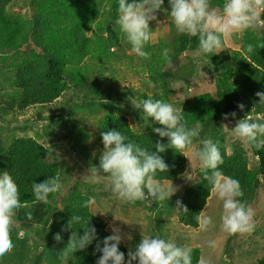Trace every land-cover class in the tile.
Here are the masks:
<instances>
[{"label":"trees","instance_id":"trees-1","mask_svg":"<svg viewBox=\"0 0 264 264\" xmlns=\"http://www.w3.org/2000/svg\"><path fill=\"white\" fill-rule=\"evenodd\" d=\"M215 1L221 4V1ZM164 6H168V0H165ZM117 7L118 0H0V171L7 170L13 176L25 205L22 208L23 220L16 228L18 230L15 229L14 235L19 238L21 230H24L23 234L31 235L33 232L38 235L37 241L29 245V248L25 247L27 240L21 239L18 242L29 255L26 264H42L44 253L39 252V248L45 247L42 249L45 250L54 243L56 248L51 252L52 255L56 257L57 249H65L66 255L60 252L65 257V264H96L101 253L96 251L95 241L86 249L74 253L67 248L73 232L79 231L81 235L84 232L80 224L74 225L76 229H66L72 215H79L84 221L89 220L90 225L97 228L101 240L112 234L107 228L106 220L98 215L91 204L85 206L86 201H91L92 193L80 192L77 182L66 191V185L72 182L69 176L72 167L69 164L62 166L50 163L47 160L49 147L28 136L29 130L47 118H42L43 111L38 112L34 108L55 106L58 99L71 89L75 95L66 96L64 102L82 98V107L93 109L91 112L96 116L93 127L99 142H102V131L117 129L130 140L154 150V143L160 138L153 131V127L160 125L153 124L151 119H141L142 113L133 109L127 99L130 95L139 100L150 95L153 99H160L181 108L189 128L197 124L201 126L199 139L211 138L219 143L224 157L220 169L225 176L239 180L244 192L240 199L253 209V223L262 217L261 209L254 204V197L263 185L264 149L252 146L254 154L258 156V167H250L246 148L239 146L233 137L226 135L223 127L230 126L225 124L227 121L244 117L252 119L256 116L260 122H264V105L258 104L260 98L256 95L257 92H264V30L246 31L242 33L240 46L228 48L226 45L227 49L219 54L205 55L199 53L197 37L177 33L174 24L161 23L163 35H152L151 42L146 46V51L151 56L145 60L135 53H126L127 49L132 50L130 44L125 42L126 46L122 47L123 34L117 32L114 21ZM260 11L264 18V10ZM157 15H161V21L171 22V18L163 11ZM150 27L153 34L152 21ZM248 44L254 47L250 54L245 52ZM113 46H119L118 50L112 51ZM165 48L169 49L168 57L162 54ZM188 51H193L196 59L201 57L204 61H209L214 91L202 92L194 98L181 93L179 98L172 100L169 94L174 90L173 81L187 76L199 81L202 76V71H191L185 64L189 56L181 62V54ZM133 57L140 59V64L136 66L138 70L133 73L138 82L144 83V90L141 89L140 92V88L130 86L128 91L112 93L102 87L108 81L103 78V73L109 64L120 62L123 66L124 60L128 59L127 65H124L126 70H134L133 62L130 63ZM7 78L11 81L10 88L3 85L2 80ZM149 80L154 82V87L148 86ZM98 103L100 109H96ZM240 103L245 105L243 110L238 107ZM30 109L38 112L35 120H19ZM105 109L110 110L97 116V110ZM232 112L236 113L235 118H223V114ZM129 114H132L133 124L128 118ZM164 142H167L166 138ZM194 142L199 143L198 140ZM226 148L231 149V155L225 154ZM161 155L169 163L170 170L159 173L157 179L176 182L187 168V158L174 149H168ZM48 177L58 178L61 188L44 205L35 200L31 189L33 182H42ZM211 194L212 186L203 180L199 167L195 171L193 184L180 197L176 214L178 223L199 228L197 217L202 216ZM261 199L264 200V195ZM143 205L148 212L145 216H140L142 226L139 227H146L155 236V225L160 221L157 219L163 208L154 203ZM262 206L264 208V201ZM157 208L159 213L156 214ZM29 212L32 214L31 220L27 216ZM57 233L62 237L60 241L54 239ZM158 233L161 234V231L158 230ZM125 241L126 238L120 249L125 252L127 259L128 248ZM181 247L188 246L183 244ZM191 250L192 264H197L200 251L194 247ZM246 264H264V247L261 257Z\"/></svg>","mask_w":264,"mask_h":264},{"label":"clouds","instance_id":"clouds-1","mask_svg":"<svg viewBox=\"0 0 264 264\" xmlns=\"http://www.w3.org/2000/svg\"><path fill=\"white\" fill-rule=\"evenodd\" d=\"M164 4L165 0H118L114 20L116 30L123 34L121 41L130 44L132 51L145 60L151 56L146 51V46L152 40L150 22L157 20V13L161 11L171 18L177 33L197 37L199 53L205 55L219 54L227 49L226 40L231 35L249 30H264V18L260 11L264 10V0H224L222 11L213 7L211 0H168V6L165 7ZM253 50V45L248 44L245 52L250 54ZM162 54L168 57L169 49H163ZM147 83L149 87L155 86L151 80ZM256 95L260 98L258 104L264 105V92H257ZM127 99L133 109L142 113L141 119H151L153 124L160 125L153 127L160 139L154 143V150H149L117 129L102 131L100 135L103 151L99 156L98 166L89 169V182L99 183L102 176L108 177L112 193L125 203L147 201L150 204L170 200L177 188L174 185L165 186L157 179L159 173L170 170L169 163L161 153L174 149L189 158V167L192 168L193 160L187 154L192 151L201 165L203 180L212 186V193L222 201L221 229L230 235L254 231V212L246 201L240 199L244 192L239 180L225 176L220 169L224 157L219 143L211 138L199 139L201 126L197 124L189 128L182 109L171 103L153 99L150 95L143 100L134 95ZM238 107L243 110L245 105L240 103ZM230 116L235 118L236 113L223 114L225 120ZM232 134L234 140L264 149V122L244 117L233 127ZM194 140H198L201 145L195 150ZM225 154L231 155V149L226 148ZM95 155L93 152L94 157ZM262 182L264 185L263 179ZM60 188L58 178L48 177L42 182H33L31 192L36 201L47 205L50 197ZM91 203L92 201H86L85 206ZM262 204L258 207L259 210L264 209ZM24 207L13 176L7 170L0 171V257L6 256L14 248L11 238L15 227L14 217ZM184 209L188 210L187 207ZM27 216L29 220L32 219L30 212ZM197 221L202 230L213 224L211 216H198ZM75 224H80L84 232L82 235L79 231L73 232L67 248L74 253L86 249L95 241L96 251L101 253L96 264H192L191 248L178 246L160 236L144 235L142 232L141 240L134 250H128L126 259L125 252L120 249L124 235L118 226L109 225L112 234L101 240L97 228L90 225L89 220L84 221L81 216L72 215L66 229H76ZM54 239L60 241V233ZM209 245L214 247L215 241H210ZM62 254H67L65 249Z\"/></svg>","mask_w":264,"mask_h":264},{"label":"rangeland","instance_id":"rangeland-1","mask_svg":"<svg viewBox=\"0 0 264 264\" xmlns=\"http://www.w3.org/2000/svg\"><path fill=\"white\" fill-rule=\"evenodd\" d=\"M218 1H221V4L215 0H211L212 6L217 8L218 11H222L224 0ZM157 17V20L152 21L154 26V33L152 35L154 37L163 35L161 23L173 24L172 21H161V15H157ZM102 33L108 35L105 32ZM241 39L242 33L231 35L226 40V45L228 48L240 46ZM122 44V47L126 46L125 42H122ZM113 47L112 51H117L119 48V46ZM126 53L128 55H134V52L131 49H127ZM186 56L190 57L187 63H185L188 68H190L191 71H193V69L196 71H202V76L199 81L192 80L191 77L188 76L179 80L181 82L173 81L174 90L169 94V98L172 100L179 98L181 93H184L185 96H189L190 98H194L202 92L214 91V81L210 77L212 67L209 66V61H204V58L202 59L201 57L196 59V54L193 51H188L181 54V62L185 60ZM139 61L140 59L138 57H133L130 63L132 64L133 62L132 65L134 70L130 69L129 71H127L126 66H124L127 65L128 59L124 60L123 66V63L121 64L120 62L109 64L107 70L103 73V78L108 79V81L103 83L102 87H105L108 92L112 93L128 91L130 86H133L135 89L140 88L138 89L140 92L144 90V83H142V81L138 82L134 74L135 71L138 70L136 66L140 64ZM103 78H101V80H104ZM2 81H4L3 85L5 88L11 87V81L9 78ZM70 94L75 95L73 89L69 92L66 91L53 107L45 108L39 106V109L35 107L34 109L38 112L43 111L42 118L47 117L48 119L44 118L36 124L33 129L29 130L28 136L34 137L44 146L49 147L50 154L47 157V160L50 163L56 165L60 164L62 166L64 164H69L72 167L69 175L72 182L70 185H66V191L72 186V184L77 182V187L80 192L92 193L90 196L92 201L91 207L99 213L98 215L106 220L109 231H111V228L109 227L111 224H115L121 229L122 235L126 238L124 243L128 250H134L135 245L141 240L139 239L141 232L144 235L150 234L146 227H139L141 225L139 218L140 216H145L148 212L144 208L143 203L148 205L154 203L163 208L160 210L161 213L157 219H160V221H157V224L155 225L157 228L155 236L170 240L178 246L184 244L187 245L188 248H198L200 253L198 255L199 258L197 264H246L248 262H255L262 256L264 247V209L261 210L262 217H259V221L254 222V231L251 233H238L236 236L230 235L224 232L220 227L222 201L218 200L212 193L201 216V218L204 216H211L213 218L212 225L206 230H202L200 227L190 228L178 223L176 218L178 201L180 200L183 191L193 184L196 169L201 167L192 151L187 153L193 160L192 168L189 167L190 161L189 158L186 157L187 168L176 182H170L167 180L160 181L165 186L174 185V187L177 188V192L170 200L150 202V204L147 201L137 202L135 204L125 203L112 193L108 177L102 176L99 183H90L87 174L91 167H95V165L97 166L99 163V156L103 151V143L97 140L96 131L93 127V121L96 117L91 112L93 109H84L82 107V98H79L78 100H66L64 102V98L66 96L68 97ZM106 106L109 108L107 103ZM96 109H100L99 103ZM109 110H97V116L102 115V113L104 114ZM38 112L30 109L26 116L19 115V120H22V122H26V120L34 121L37 117L35 114ZM131 115L132 114H129L128 118L133 124V117ZM50 116H54L55 118L51 119ZM252 120L259 121L256 116L252 117ZM236 121L238 122L237 119L225 122V124H229L230 126L227 127L224 125L223 132L229 137H233L232 132L233 127H235L237 123ZM232 139L234 140V137ZM235 143L239 144V146L244 149L246 148V154L249 158V166L257 168L258 156L254 154L255 152L252 148L253 145L241 143L239 140H236ZM198 147H201V145L194 142L193 150ZM93 152L96 153L95 157L93 156ZM77 157L79 158L76 160L75 158ZM86 162L90 163V165ZM261 195H264V185L254 197V204L257 207H260L262 204L263 200L261 199ZM166 203L168 204L166 205ZM158 210L159 209L157 208L156 214L159 213ZM164 213L165 216L162 217V214ZM114 216L121 220L115 219ZM23 217L24 211L21 209L14 217L15 227L11 237L14 243V248L6 256L0 257V264H26L28 263L27 261H29V255L24 252V247L18 242L21 241V239H25V241L27 240V246L25 247L29 248V245L37 241L38 235L33 232L30 233L31 235L26 233L23 234L24 230L19 232V238L14 235L15 229L21 225ZM158 230L161 231V234L158 233ZM210 241H215L214 247L209 245ZM44 248H39V252L44 253L42 255V264H65V257L60 254L62 249H57L56 257L51 253L56 248L55 243L52 247L50 246L49 248L42 250Z\"/></svg>","mask_w":264,"mask_h":264}]
</instances>
